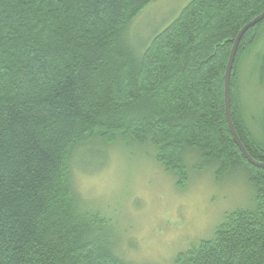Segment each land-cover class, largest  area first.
<instances>
[{"label": "trees", "instance_id": "obj_1", "mask_svg": "<svg viewBox=\"0 0 264 264\" xmlns=\"http://www.w3.org/2000/svg\"><path fill=\"white\" fill-rule=\"evenodd\" d=\"M154 1L0 0V264H131L74 182L80 147L119 139L149 148L179 187L194 159L217 179L240 168L253 188L176 264H264V167L234 140L224 94L234 40L264 0H190L137 49L125 30ZM263 35L264 20L243 35L231 76L235 129L259 162L264 107L252 125L240 78Z\"/></svg>", "mask_w": 264, "mask_h": 264}, {"label": "rangeland", "instance_id": "obj_2", "mask_svg": "<svg viewBox=\"0 0 264 264\" xmlns=\"http://www.w3.org/2000/svg\"><path fill=\"white\" fill-rule=\"evenodd\" d=\"M189 1L155 0L126 28L128 41L142 49ZM263 49L264 35L241 68L240 93L252 125L264 107V87L255 75ZM189 163V179L179 187L149 148L133 142L101 146L95 141L76 151V188L87 207L110 220L122 259L176 264V255L212 237L227 213L253 203V188L240 168L217 179L213 169H199L194 159Z\"/></svg>", "mask_w": 264, "mask_h": 264}, {"label": "water", "instance_id": "obj_3", "mask_svg": "<svg viewBox=\"0 0 264 264\" xmlns=\"http://www.w3.org/2000/svg\"><path fill=\"white\" fill-rule=\"evenodd\" d=\"M262 20H264V11L258 15L257 17H255L254 19H252L251 21H249L248 23H246L241 30L239 31L237 37L234 40V44L231 50V54L229 57V61L226 67V73H225V90H224V94H225V104H226V117H227V121H228V125L230 127L231 133L233 135L234 140L236 141V143L238 144V146L240 147L243 155L247 158L248 161H250L252 164L256 165V166H260V167H264V162H259L257 160H255L247 151V149L245 148L244 144L242 143L236 129H235V125L233 122V118H232V113H231V76H232V70H233V66H234V62H235V58H236V53H237V49L239 46V43L243 37V35L247 32V30H249L251 27H253L254 25H256L257 23L261 22Z\"/></svg>", "mask_w": 264, "mask_h": 264}]
</instances>
